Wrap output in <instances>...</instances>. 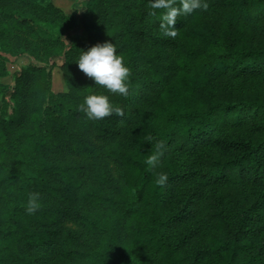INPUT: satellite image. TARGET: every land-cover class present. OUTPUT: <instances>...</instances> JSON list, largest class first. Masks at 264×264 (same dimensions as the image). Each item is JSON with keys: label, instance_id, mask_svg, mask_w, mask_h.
I'll return each instance as SVG.
<instances>
[{"label": "trees", "instance_id": "trees-1", "mask_svg": "<svg viewBox=\"0 0 264 264\" xmlns=\"http://www.w3.org/2000/svg\"><path fill=\"white\" fill-rule=\"evenodd\" d=\"M206 2L170 37L150 0H0V264H264V0ZM104 42L126 98L76 63ZM93 94L124 116L88 120Z\"/></svg>", "mask_w": 264, "mask_h": 264}, {"label": "clouds", "instance_id": "clouds-1", "mask_svg": "<svg viewBox=\"0 0 264 264\" xmlns=\"http://www.w3.org/2000/svg\"><path fill=\"white\" fill-rule=\"evenodd\" d=\"M150 6L153 9L164 10V23L161 27L164 29V34L170 37L176 36V32L170 31L169 28L175 24L178 16L188 17L197 11L208 10L206 0H180L178 7L174 0H150ZM76 63L87 77L93 79L95 85L125 98L129 95L131 70L126 66L123 57L117 53L115 43H98L87 51H82ZM67 91L68 89H65V92ZM78 110L83 112L88 120L93 121L102 120L113 114L119 117L124 116L123 109L113 105L107 95L86 96ZM160 147L162 148L163 145L161 144ZM157 160L158 155H152L148 158L147 164L154 167ZM167 179L166 174H160L157 183L162 186ZM40 207V194L29 193L26 212L34 214Z\"/></svg>", "mask_w": 264, "mask_h": 264}, {"label": "rangeland", "instance_id": "rangeland-1", "mask_svg": "<svg viewBox=\"0 0 264 264\" xmlns=\"http://www.w3.org/2000/svg\"><path fill=\"white\" fill-rule=\"evenodd\" d=\"M52 1L57 7L63 9L69 15L77 13L75 9L85 4V0H52ZM26 63H28L26 57H24L23 59H16L15 57H11L9 62L7 63L8 74L1 79V83L3 85H13L15 82L16 72L20 70L21 65H24ZM52 79H53L54 92L58 93L65 91V89H67L64 73L60 68V65L52 70ZM234 85H237V82H235ZM74 228H76L78 231H82L80 228H77L76 226H74Z\"/></svg>", "mask_w": 264, "mask_h": 264}]
</instances>
